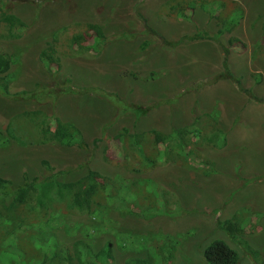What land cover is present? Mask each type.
<instances>
[{"label": "rangeland", "instance_id": "obj_1", "mask_svg": "<svg viewBox=\"0 0 264 264\" xmlns=\"http://www.w3.org/2000/svg\"><path fill=\"white\" fill-rule=\"evenodd\" d=\"M0 6L17 19L0 25L10 63L0 73V176L12 181L0 199V264H60L46 252L54 238L94 250L110 240L115 264H209L203 251L219 238L234 264H264V0ZM90 23L103 35L81 40ZM69 122L74 145L59 141ZM153 129L168 135L160 148L128 143ZM92 173L111 180V201L57 203L62 183ZM50 175L57 202L44 212L39 181ZM34 178L13 207L39 216L9 217L15 189ZM233 215L241 245L217 228Z\"/></svg>", "mask_w": 264, "mask_h": 264}, {"label": "trees", "instance_id": "obj_2", "mask_svg": "<svg viewBox=\"0 0 264 264\" xmlns=\"http://www.w3.org/2000/svg\"><path fill=\"white\" fill-rule=\"evenodd\" d=\"M1 9V6H0ZM2 10H4L2 8ZM14 17L12 14L7 13L6 11H2L0 14V25L6 24V27H10L12 22L14 21ZM17 21V19L15 20ZM89 28H86L81 36V40L85 39L86 36H89V33H93L96 31L99 36L103 35V31L100 27L97 26V24L90 23ZM88 29V32H86ZM6 31V30H4ZM8 31V30H7ZM7 31L4 36H6ZM78 39V37H77ZM10 66L9 61L4 57L3 53H0V73H3L8 70ZM143 111L141 112V115L146 113L148 109L142 108ZM59 123V122H58ZM63 125V126H62ZM61 126L64 127V131L61 132V135L59 137V141L64 145H74L77 144V140L73 136H75V133L78 135L80 134L79 130H77L70 122L64 123ZM74 128V130H73ZM148 137L151 143V148L162 146L166 144V140L168 139V135L164 134L158 130H150L148 132L147 136L142 137L136 132L132 135H129L128 138L131 146H133L134 150L136 149L135 143L140 144V147L138 148L139 153H146L145 147H142L141 144H144ZM117 138V137H116ZM116 140V139H115ZM120 142V140H119ZM78 144H81L78 143ZM118 144V143H117ZM124 151L122 148L119 151V155L124 157ZM158 153V152H157ZM55 178V175H50L49 177H46L39 181L40 188H41V196L40 201L41 204L39 206L43 207V211L46 212L47 208L50 206V203L57 202L55 201L54 194L50 191V182H53ZM35 182V178L33 179V182H26L23 183L21 186L17 187L16 194L13 196V202L6 206L8 208L9 217H14L13 209L17 211L18 206L13 207V204L18 205V200L24 202L25 201V195H23V191L25 189H29L31 187H35L37 184ZM42 183V184H41ZM12 185V181L8 178H4L0 176V199L2 197L7 196L8 188ZM63 199L57 203L64 202L65 206L64 208L68 209H79V206L81 207V203H91L96 202L98 204V201L96 200V196L99 197H105L106 199L111 201V197L116 196V192H114L111 180L100 176L97 174L96 176L92 173V175H85L82 178H79L75 181L70 182H64L61 185ZM33 206L28 208H22L21 212L18 210L19 214L23 215H29V217L32 219L33 217H38L41 210H36V213L33 212ZM234 216V217H233ZM230 217V220H220L217 219L216 224L217 228L224 231L228 237L232 238L236 243L240 244L241 238L237 237L236 233L243 234L244 229L242 226H240L239 221H234L235 215ZM14 219V218H12ZM37 231V237L39 235L44 234V232H47V237L50 235V231H44L40 228L36 227ZM53 234V233H52ZM243 240V239H242ZM243 242V241H242ZM43 243V246H45V243ZM60 243V245H59ZM241 245V244H240ZM47 246V245H46ZM112 242L110 240H107L100 248L94 250L92 247L84 248L81 245L74 244L72 246L65 245L61 242H58L56 238L53 239V243L47 248L49 249L47 254L50 256V260H56V262H60V264H64V262L69 264H115L114 263V255L112 252ZM203 255L205 260L209 264H234L237 262L238 255L237 252L230 246L228 243L223 239H215L213 240L209 245H207L203 251ZM45 257L47 255H44ZM264 261V257L262 258V262Z\"/></svg>", "mask_w": 264, "mask_h": 264}, {"label": "crops", "instance_id": "obj_3", "mask_svg": "<svg viewBox=\"0 0 264 264\" xmlns=\"http://www.w3.org/2000/svg\"><path fill=\"white\" fill-rule=\"evenodd\" d=\"M242 84H243V86H242L243 90H244V91H246V90L248 89V88H247V87H248V84H247L246 82H243ZM236 88H237V86H236ZM237 89L239 90V88H237ZM239 91H240V90H239ZM244 91H243V92H241V93H244ZM204 149H205V148H203V150H204ZM206 150H207V149H206ZM223 199H224V198H223V197H221L219 201H221V200H223ZM218 206H219V205H218ZM222 211H223V213H224V214H227V213H229V211H230V208H229V207H226V206H224V208H223V210H222ZM226 212H227V213H226Z\"/></svg>", "mask_w": 264, "mask_h": 264}]
</instances>
